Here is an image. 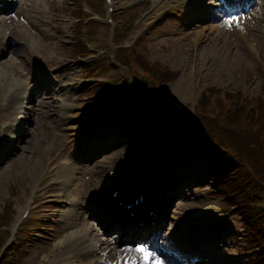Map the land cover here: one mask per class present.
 Masks as SVG:
<instances>
[{"label": "rangeland", "instance_id": "1", "mask_svg": "<svg viewBox=\"0 0 264 264\" xmlns=\"http://www.w3.org/2000/svg\"><path fill=\"white\" fill-rule=\"evenodd\" d=\"M259 1V5L252 9L251 13L248 15L249 18H245L242 21L240 20L237 26L234 27V31L224 30L220 26L218 27V30H216V26H211L207 30L205 28L206 31H203L205 34L204 37H201L195 44L188 40H180L179 38L182 37V35L172 36V33L179 31L180 25L182 24L176 21L174 29L173 27H169L165 30L166 37L171 41L166 44L167 50L163 49V52H159L154 49H149L147 53L152 54V56L151 54L148 56L149 59L153 61L155 60L161 65H166L173 72L179 73V70H181L178 77V82L180 84L182 83L181 86L184 84V81L181 79L183 78L181 77L183 75L186 78L188 77L187 79L192 78V90L199 84L214 89L224 88L228 90V93H235L238 91L247 95L248 100L252 103L251 106L255 107L257 101L254 99L251 100V98H255L262 94V83H264V69L261 71L259 63L260 61H264V0ZM71 11L70 8H66L60 13L63 18L67 20L65 24L67 29H70L69 26H72L73 19H68V15H70ZM240 27L242 28L238 30ZM99 29V33H101L103 29ZM199 30L200 29L189 30L185 31L183 34L186 35L188 39L192 37L195 40V33ZM65 38L66 37H64L62 31H59L56 37H52V34H44V43L46 44V49L48 47V55L53 54L57 56V53H60L59 60L66 59V55L70 53V50L63 44ZM55 48L57 49L54 50ZM69 66H72L75 69V81H78V78L80 77H86V75H88L86 71L80 70L79 66H74L73 64H70ZM72 67L69 68V70H73ZM40 75L41 73L38 71L36 76L40 77ZM178 82L175 84H178ZM82 87L83 86H77L76 89L83 92L84 89H82ZM172 90L173 84L168 87L166 94L171 93ZM192 90L187 93L185 97V100H187L186 102L194 101ZM172 93V95L178 97L176 93L174 94V91H172ZM83 96V102L92 99L88 98V95L84 94ZM46 115L38 117L39 119H37V123L31 132L33 135L32 138L29 139L25 145H20L23 150L21 152H16L13 155V159L7 160L3 168L0 170V213H2L3 205L9 200L8 198L10 194V200L15 199L16 206L19 204L24 205L28 199L30 191L38 189L39 196L44 200L42 203L39 202L38 211L36 212V214L40 215V218L37 220L34 217L30 222L40 220H48V222L54 221L56 223L50 222L47 224H51L50 227H52V229H50V233L57 234V232L60 231L59 227L61 226V223L59 220L61 213L63 212L52 209L46 210L44 205L48 200L49 194L54 190L52 184L55 182L56 178L47 177L46 179L49 181L47 183L42 176L44 173L39 175L42 163L47 162L50 158L48 157V153L53 151L52 165L56 171L61 165L70 167L72 162L74 165L78 164L82 169L79 171L78 178L87 181L85 188L81 184H78V187L80 190L85 189V191H90L95 189L97 184L104 181V178L114 169L115 165L122 162V160L127 161L129 159L133 146L129 145V148L125 150L124 147H121L122 144H116L111 151H106L102 158L97 159L98 157L94 155L93 162L84 161L85 157L88 155V150L85 149L82 153L84 152L86 155L83 156L81 153V155L75 159L73 158V152H70V148H67L65 153H63L55 145L53 132H50L46 127V124L48 123ZM120 128L119 125L114 128L115 135H119ZM121 137V139H123V135ZM64 144L65 142H63L61 146H64ZM80 161L85 162L86 164L80 163ZM187 164L197 166L200 171L199 180L197 179L200 181V184H198L196 191L201 199H198L197 196L191 195L189 201L179 205L174 211L179 214L183 212L189 213L191 211H198L200 208L218 207L221 204V199L219 197H207V193L211 191L208 181L211 177L213 178V167L210 165L207 166L203 160L192 156L184 159L182 163L183 167L187 168ZM88 166L91 168L90 171L88 170ZM106 166L109 168H105ZM204 175L208 176L204 177ZM78 178L75 179L78 180ZM59 187L62 188V186ZM71 192L72 188H68L66 195ZM15 194L17 196L14 197ZM202 199H206L207 201L203 202ZM21 205L17 207L18 210ZM17 215L18 214L13 217L12 221H17ZM51 216V219H47ZM181 219L182 216L175 215L174 221H171L170 227L167 228V232L164 234L168 236L169 230L176 225L175 221ZM236 226H238L237 221ZM171 232L176 233L177 230L175 229ZM30 241L28 247L30 252L37 251L41 248L40 241L31 238ZM223 247L228 250L226 251L228 253L234 252L237 244L223 245ZM211 250L212 248H208L206 251ZM29 253H27V255ZM23 260L26 262V255ZM212 261L213 260L211 259L206 260L207 263ZM231 262L233 263V260H231Z\"/></svg>", "mask_w": 264, "mask_h": 264}, {"label": "bare ground", "instance_id": "2", "mask_svg": "<svg viewBox=\"0 0 264 264\" xmlns=\"http://www.w3.org/2000/svg\"><path fill=\"white\" fill-rule=\"evenodd\" d=\"M201 36H203V34H200V33H198V34H195V40L193 39V43L195 44V43H197L198 41H199V39H200V37ZM192 90V78H189V79H187L186 81H185V83H184V85L183 86H180V84L178 83L176 86H175V88L173 89V91H174V94L176 93L177 95H178V97H179V99L181 98V99H185V97H186V95H187V93L189 92V91H191ZM68 169H65L64 171H67ZM76 171V169L75 170H73V172H75ZM73 172H68V175L67 176H65V178H66V183L68 184L70 181V179H72L73 177H71V175H73L74 173ZM101 191H99V193H100ZM99 193H97V192H95V193H91V194H89V196H88V200L89 201H87V203H90L91 205H96L97 203H99V202H101L102 200H100V199H98V200H94V201H91V199L93 198H97V194H99ZM72 203L75 205L74 207H78V203H77V200H73L72 201ZM105 204V203H104ZM76 209V208H75ZM24 212V211H23ZM72 213H74L73 215H71V216H69V224L71 225L70 227H72V228H75L78 224H77V222H76V218L79 216L78 215V210L76 209V210H71L70 212H69V215L70 214H72ZM86 214H87V212H86ZM85 216L84 215H81L80 217H78L77 218V220L79 221V220H82V218H83V222L84 223H82V224H80L81 225V227H82V229H81V232L80 233H78V234H81V235H84V238L83 239H81V238H79V236L78 235H75V236H73L72 234L74 233V232H72V233H69L68 235H71V236H69V237H67V239H66V241H65V243H67L68 244V247H67V249H69V250H73L74 252H76L77 254H79V259H80V261L83 263V262H86L87 261V256L89 255V254H92L91 253V246H89L88 245V237L89 236H94L95 238H98V236H99V232H98V229L96 228V226H91V228L89 227L90 225L88 224V222H86V220H85V218H84ZM112 225V224H111ZM114 230V229H113ZM94 234V235H93ZM77 236V237H76ZM101 243H102V246L103 247H101V248H103V253L105 252V250H107V249H110L111 250V248H110V244H111V242H110V240H105V239H103L102 241H101ZM101 248H99V250L101 249ZM92 255H94V254H92ZM94 256H96V254L94 255ZM191 256L193 257V253L191 254V255H189V257L191 258ZM96 258H97V256H96ZM104 257H98L96 260H97V263L101 260V259H103ZM184 258H188V256H184Z\"/></svg>", "mask_w": 264, "mask_h": 264}, {"label": "snow or ice", "instance_id": "3", "mask_svg": "<svg viewBox=\"0 0 264 264\" xmlns=\"http://www.w3.org/2000/svg\"><path fill=\"white\" fill-rule=\"evenodd\" d=\"M224 23L231 27L234 23H238V20L236 17H232L225 20ZM122 251L125 254L116 261V264H164V260L144 243L128 246Z\"/></svg>", "mask_w": 264, "mask_h": 264}, {"label": "trees", "instance_id": "4", "mask_svg": "<svg viewBox=\"0 0 264 264\" xmlns=\"http://www.w3.org/2000/svg\"><path fill=\"white\" fill-rule=\"evenodd\" d=\"M161 77L163 78H167L168 73L167 72H161ZM263 95L259 96L257 98V104H258V110H259V114L260 116L264 117V86H263ZM252 111H255L254 109H252Z\"/></svg>", "mask_w": 264, "mask_h": 264}]
</instances>
